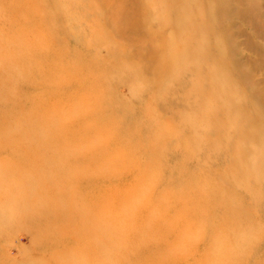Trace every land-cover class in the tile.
Segmentation results:
<instances>
[{
    "label": "rangeland",
    "instance_id": "374dc122",
    "mask_svg": "<svg viewBox=\"0 0 264 264\" xmlns=\"http://www.w3.org/2000/svg\"><path fill=\"white\" fill-rule=\"evenodd\" d=\"M5 124L8 163L45 144L38 166L106 170L50 246L0 216L2 264H264V0H0Z\"/></svg>",
    "mask_w": 264,
    "mask_h": 264
},
{
    "label": "bare ground",
    "instance_id": "6f19581e",
    "mask_svg": "<svg viewBox=\"0 0 264 264\" xmlns=\"http://www.w3.org/2000/svg\"><path fill=\"white\" fill-rule=\"evenodd\" d=\"M33 46L35 47V45ZM30 48L33 50L32 47ZM13 126L14 124H5L0 128V149L10 148L14 145V147L17 146V148L21 149L22 144L19 135L15 134L16 131H14V134L10 133ZM3 136H6L7 139ZM11 136H13V140L8 138ZM46 149L48 150L43 144L35 147L34 151L22 152L15 150L14 156L17 160L15 162L14 160L12 162L9 161V163L6 161L7 158L0 153V156H2L0 158V207H4L5 203L11 200V208L14 209V212L10 211V208L6 209L7 212L0 210V216H33L32 218L28 217L29 220L27 222L30 232L34 231L36 236L31 235L29 244L41 248L50 246L52 223L58 224L62 216H91L99 209L101 206L100 201L90 203L89 195L95 194L99 189L100 183L103 182V177H98V175H102L103 170H106L104 164H97V161H93L96 158H88L93 155L92 153L85 155L87 152H82L84 156H80L82 159L79 160L74 156V151L68 148L50 151L49 157L51 158H48V161L44 160L42 167L38 166L39 156L41 155L37 151L40 150L42 152L46 151ZM85 158H88L86 162H84ZM52 162L57 164L56 171L59 175L53 177L51 176L52 172L44 175L45 167L52 164ZM77 164H79L80 171L75 170ZM2 167H4V170H1ZM61 174H64V176L60 177ZM10 180L15 183L12 186L8 185L3 188L4 184H10ZM56 180L60 181L62 187L55 190L50 184L51 181ZM24 200L29 202L28 207H26ZM99 213L102 214L101 212ZM1 223H3V220L0 218V239L4 228ZM39 232H42L43 235L38 236ZM44 249L48 250L47 248ZM1 258L0 253V261L2 260ZM0 264L2 263L0 262Z\"/></svg>",
    "mask_w": 264,
    "mask_h": 264
}]
</instances>
